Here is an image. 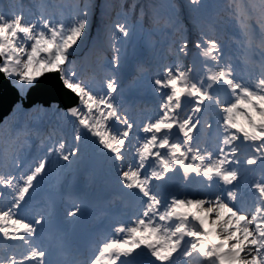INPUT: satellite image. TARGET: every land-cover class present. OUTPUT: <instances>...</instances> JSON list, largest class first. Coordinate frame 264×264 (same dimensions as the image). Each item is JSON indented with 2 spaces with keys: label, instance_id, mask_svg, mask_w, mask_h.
<instances>
[{
  "label": "snow or ice",
  "instance_id": "obj_1",
  "mask_svg": "<svg viewBox=\"0 0 264 264\" xmlns=\"http://www.w3.org/2000/svg\"><path fill=\"white\" fill-rule=\"evenodd\" d=\"M36 8L0 0V90L14 97L0 120V264H264V0ZM145 41L155 63L136 61L133 79L148 76L155 114L121 87ZM48 77L67 104L30 102ZM46 117L62 134L36 132L30 161Z\"/></svg>",
  "mask_w": 264,
  "mask_h": 264
},
{
  "label": "water",
  "instance_id": "obj_2",
  "mask_svg": "<svg viewBox=\"0 0 264 264\" xmlns=\"http://www.w3.org/2000/svg\"><path fill=\"white\" fill-rule=\"evenodd\" d=\"M44 83H45V81H44ZM48 85H51V86L49 87V91L46 92L43 89V86H41L40 84H38L36 86V90L38 91V94L34 97V99H42L43 100V99H50V98H52L53 92H54V89H55L54 86H53V85H55V81H53L51 83H48L47 86ZM2 91L4 92V89L0 90V95H1V93H3ZM4 95H5V93H4ZM31 98H33V97H31ZM1 99H3V97ZM3 110H5V111H2V112H7L8 108H5Z\"/></svg>",
  "mask_w": 264,
  "mask_h": 264
},
{
  "label": "bare ground",
  "instance_id": "obj_3",
  "mask_svg": "<svg viewBox=\"0 0 264 264\" xmlns=\"http://www.w3.org/2000/svg\"><path fill=\"white\" fill-rule=\"evenodd\" d=\"M154 65V64H153ZM138 105V104H137ZM146 106H144V107H148V108H151L152 106H153V104L152 103H150V102H147L146 104H145ZM107 199H108V197H107ZM65 207H67V204L65 205ZM99 211V210H98ZM97 211V212H98Z\"/></svg>",
  "mask_w": 264,
  "mask_h": 264
},
{
  "label": "trees",
  "instance_id": "obj_4",
  "mask_svg": "<svg viewBox=\"0 0 264 264\" xmlns=\"http://www.w3.org/2000/svg\"><path fill=\"white\" fill-rule=\"evenodd\" d=\"M150 5V4H149ZM151 6V5H150Z\"/></svg>",
  "mask_w": 264,
  "mask_h": 264
},
{
  "label": "rangeland",
  "instance_id": "obj_5",
  "mask_svg": "<svg viewBox=\"0 0 264 264\" xmlns=\"http://www.w3.org/2000/svg\"><path fill=\"white\" fill-rule=\"evenodd\" d=\"M96 30V29H95Z\"/></svg>",
  "mask_w": 264,
  "mask_h": 264
}]
</instances>
